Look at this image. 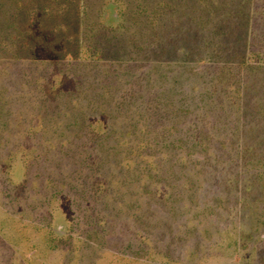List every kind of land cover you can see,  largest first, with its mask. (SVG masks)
I'll return each mask as SVG.
<instances>
[{
	"label": "rangeland",
	"instance_id": "1",
	"mask_svg": "<svg viewBox=\"0 0 264 264\" xmlns=\"http://www.w3.org/2000/svg\"><path fill=\"white\" fill-rule=\"evenodd\" d=\"M248 1L264 9L0 0V236L20 253L11 245L10 264L23 252L25 264H264L262 170L244 169L240 147L264 150L261 84L225 55L217 25ZM156 30L165 61L139 50ZM244 111L253 118L239 123ZM179 138L192 141L168 146Z\"/></svg>",
	"mask_w": 264,
	"mask_h": 264
},
{
	"label": "trees",
	"instance_id": "2",
	"mask_svg": "<svg viewBox=\"0 0 264 264\" xmlns=\"http://www.w3.org/2000/svg\"><path fill=\"white\" fill-rule=\"evenodd\" d=\"M249 2V3H248ZM248 6H245V2L240 4L239 10L231 8L225 11L220 17L218 18L217 25L219 27V30L222 31L223 33V45L222 48L224 49V53L227 56H234L235 59L239 62V71H245L249 68V75H253L254 81H258L259 84H261V88L256 90V97H253V102L258 105L259 103H264V88L262 91V86H264V9L263 8H257L255 4L251 5V2L248 1ZM255 3V2H252ZM230 8V7H229ZM208 9V7H205V11ZM204 11V12H205ZM45 12V11H44ZM207 17L211 16L212 12L211 10H207L205 12ZM202 15V14H201ZM201 15L198 18H195L196 25L199 27L200 30H203L204 33L208 32V28H205L206 25L202 22L200 19ZM233 19H236V22H233ZM13 20V18H9V21ZM262 25H260V23ZM221 24V25H220ZM212 25V24H211ZM212 25V29H214ZM261 29L262 32H257ZM211 30V28H210ZM219 31V33H220ZM160 32V33H159ZM185 34L190 32V30H184L183 31ZM163 31H153L152 36L151 33L146 35V46H139L140 47V52L146 51L145 56L143 55V58L150 57L153 58L156 62L160 61H165L167 60L164 52H165V43L164 41L161 42L160 34H162ZM154 41H152V39ZM158 41V42H157ZM96 52H99V54L103 53L100 46L95 47ZM101 48V49H100ZM175 48V46H174ZM101 52H100V51ZM121 54H125L123 51ZM254 62L252 66H249L248 64ZM254 66V68H253ZM247 73V71H246ZM263 83V84H262ZM246 91V90H245ZM246 94V92H245ZM251 97L248 99L250 102ZM252 100V99H251ZM247 101V102H248ZM261 106V105H259ZM208 110V109H207ZM260 111H264V107L261 106L258 108ZM187 114L188 111L183 112L182 109H180L178 112L176 111L175 114ZM252 115V114H251ZM250 114L247 113V111H244L243 113H240V115L237 116L238 122L243 123L245 122V119H250L253 118ZM173 117L177 118L176 115H173ZM169 130V129H168ZM170 134V132L168 131ZM244 134V131H241V135ZM31 136V133L29 134ZM246 138L242 142H244ZM248 140V138H247ZM30 141V140H29ZM192 139H173L170 140V144L168 146H173L176 149H183L184 145H188V143H191ZM199 143L198 137L194 135L193 141H192V146L194 149L197 147V144ZM242 151L246 149V153L242 152V161H245L244 169L250 170V167L252 164H254L255 167H260L261 172L256 173L257 179L261 182V185H259V188L261 191L264 192V151L262 148L263 147H242L240 146ZM43 154V152H42ZM40 153L39 160L42 162H47L46 156ZM46 154V153H45ZM240 155V158H241ZM253 168V167H252ZM26 174V173H25ZM26 177V176H25ZM238 181V178H237ZM233 188H235L233 186ZM237 189V188H236ZM253 188H250V193L247 195L253 199V201L257 200V195L256 193H253ZM248 192V191H247ZM27 197V195L22 196L21 198ZM20 200V199H19ZM18 200V201H19ZM22 208V207H20ZM253 209L251 207L250 202L244 205V209ZM17 209H19L17 207ZM264 225V222L261 224ZM258 230V228L256 229ZM255 230V231H256ZM248 239H252L251 237H248ZM258 253V252H257ZM262 254V253H261Z\"/></svg>",
	"mask_w": 264,
	"mask_h": 264
},
{
	"label": "crops",
	"instance_id": "3",
	"mask_svg": "<svg viewBox=\"0 0 264 264\" xmlns=\"http://www.w3.org/2000/svg\"><path fill=\"white\" fill-rule=\"evenodd\" d=\"M6 237V238H5ZM17 241L16 239H14L12 242L9 238V235H6L4 236L2 233H1V236H0V264H10V258H11V245H12V248H13V252L14 253V257L13 259H20V253L19 252H16L15 251V247L14 245H16ZM6 244V245H4ZM4 250H6V254L4 255ZM13 264H16L13 262ZM17 264H20V263H17ZM21 264H25L24 262V252L23 254L21 253Z\"/></svg>",
	"mask_w": 264,
	"mask_h": 264
}]
</instances>
